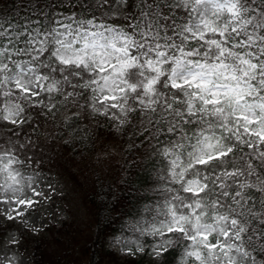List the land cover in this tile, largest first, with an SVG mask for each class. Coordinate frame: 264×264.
Wrapping results in <instances>:
<instances>
[{
    "label": "snow or ice",
    "instance_id": "snow-or-ice-1",
    "mask_svg": "<svg viewBox=\"0 0 264 264\" xmlns=\"http://www.w3.org/2000/svg\"><path fill=\"white\" fill-rule=\"evenodd\" d=\"M19 3L0 12V217L40 234L61 193L39 163L106 129L153 169L121 253L264 264V0Z\"/></svg>",
    "mask_w": 264,
    "mask_h": 264
},
{
    "label": "trees",
    "instance_id": "trees-1",
    "mask_svg": "<svg viewBox=\"0 0 264 264\" xmlns=\"http://www.w3.org/2000/svg\"><path fill=\"white\" fill-rule=\"evenodd\" d=\"M20 8L19 0H0L4 15H13ZM126 145V138L101 129L95 140L79 141L75 146L58 145L59 154L51 159L45 155L42 163L33 157L42 172L55 175L81 196L88 219L79 228L72 216L60 225L52 223L45 235L27 240L30 264H157L146 253L125 255L111 246L114 236L137 237L132 229L142 219L145 205L154 202L149 200L151 161L138 165L136 153ZM107 153L111 155L100 163L97 158L103 160ZM121 174L124 182H118ZM7 232L8 226L0 222V242ZM166 257L163 264H176L174 255Z\"/></svg>",
    "mask_w": 264,
    "mask_h": 264
},
{
    "label": "rangeland",
    "instance_id": "rangeland-1",
    "mask_svg": "<svg viewBox=\"0 0 264 264\" xmlns=\"http://www.w3.org/2000/svg\"><path fill=\"white\" fill-rule=\"evenodd\" d=\"M30 171L31 170H29V172ZM42 175L45 177L44 179L45 184L51 182L57 187L58 193H61L56 195V197L54 198V202L51 204L50 207H48L47 209L48 214L46 217L42 212H37L36 215H34L31 219V222L36 223L37 227L43 225L44 230L40 234L34 235L26 232L24 230L23 224H20L15 221L9 222L4 220L3 217H0V222L8 226V232L5 234V236L0 242V258L7 259V257L11 256L13 252L18 251L22 258L21 264H30V256L28 253L29 250L26 242L27 240L34 239L37 236L43 234L45 235L47 232V228L52 223L60 225L63 220L69 221L72 216H75L76 220H78L77 225L79 228H82L84 226V223L88 219L84 203L82 201L81 196L78 193L70 191L63 182L59 181L55 177V175H52L48 172H42ZM67 207L70 208V211L67 210ZM11 235L23 237L21 244L17 248H13L10 244L7 243ZM118 238L121 241H128L129 242L128 246L134 247V244L131 242L135 241L136 238L125 237L122 235H119ZM112 248L118 251L119 253H121L119 249L115 247L113 244H112Z\"/></svg>",
    "mask_w": 264,
    "mask_h": 264
}]
</instances>
